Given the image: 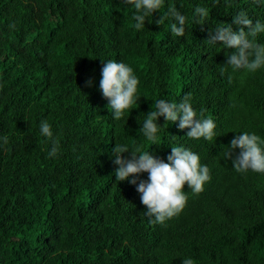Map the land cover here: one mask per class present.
<instances>
[{
	"label": "trees",
	"instance_id": "16d2710c",
	"mask_svg": "<svg viewBox=\"0 0 264 264\" xmlns=\"http://www.w3.org/2000/svg\"><path fill=\"white\" fill-rule=\"evenodd\" d=\"M169 6L188 18L183 37L172 35L173 19L155 23ZM196 7L209 10L203 25ZM240 11L264 23V2L254 0H165L142 31L130 27L135 10L124 0H0V137L9 140L0 141V264H264V175L238 173L223 155L242 132L264 138V69L222 74L235 49L206 42L222 23L238 31ZM108 60L140 81V100L119 121L99 87ZM188 93L217 138H188L190 129L160 117L159 142L147 141L140 128L153 102ZM41 120L60 141L55 158ZM116 143L164 162L185 147L211 180L199 195L186 184L183 213L153 225L136 185L115 178Z\"/></svg>",
	"mask_w": 264,
	"mask_h": 264
},
{
	"label": "clouds",
	"instance_id": "9594fccd",
	"mask_svg": "<svg viewBox=\"0 0 264 264\" xmlns=\"http://www.w3.org/2000/svg\"><path fill=\"white\" fill-rule=\"evenodd\" d=\"M262 2L264 0H254L256 4ZM124 3L135 10L132 16L134 23L130 27L136 31H142L147 18L153 17L154 13L161 11L165 6V0H124ZM208 15L209 10L205 7H196L194 10V16L198 17L201 25ZM170 18L175 21L170 24L172 35L183 37L188 18L175 6H169L168 11L163 13L161 19L155 20V23L163 25ZM233 23L239 26L238 31L233 29L232 24L222 23L213 33H209V39L206 40L211 45L222 42L224 48L235 49V52L227 56L226 65L220 69L221 73L227 72L228 67L232 72L242 70L246 74L264 69V43L257 41V37L264 34V23L258 20L253 23L245 11L236 14ZM102 62L100 91L109 102L108 109L112 113V118L119 121L128 112H132L134 105L140 100L138 90L140 81L128 64L116 60ZM86 83L88 86L93 85L91 79ZM191 100V93L186 94L179 103L164 99L155 100L152 110L147 113L140 128L146 140L153 145L159 142L158 133L162 128L158 123L160 117L171 123L179 121L178 127L181 130L190 129L187 132L188 138L196 140L203 138L209 142L216 139L215 121L211 117L205 118L202 112L198 114ZM39 128L40 135L47 138L51 145L48 158L57 157L60 141L54 136L52 125L47 120H41ZM0 141L6 145L9 142L8 136L0 137ZM236 149H240V152L233 157ZM111 151L113 163L118 165L114 172L115 178L136 185L141 203L147 209L143 214L153 225L166 227L169 221L183 213L189 199L187 191L184 190L186 184L193 195H199L211 180L210 169L201 163L200 156L182 146L172 147L167 158L169 162H164L163 159L144 151L143 145L129 147L127 144L116 143ZM126 153H129L130 157H126ZM223 155L226 160H232L234 170L238 173L246 174L252 171L264 175V138L255 133L245 131L238 134L231 140ZM143 173L148 174L147 180L141 179L138 182L133 178ZM182 264H196V261L185 257Z\"/></svg>",
	"mask_w": 264,
	"mask_h": 264
}]
</instances>
